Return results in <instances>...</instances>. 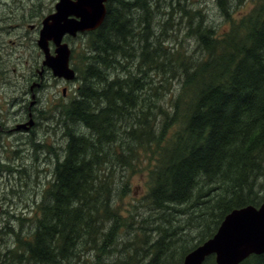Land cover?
Masks as SVG:
<instances>
[{
  "label": "trees",
  "instance_id": "16d2710c",
  "mask_svg": "<svg viewBox=\"0 0 264 264\" xmlns=\"http://www.w3.org/2000/svg\"><path fill=\"white\" fill-rule=\"evenodd\" d=\"M169 1L167 14L173 20L176 12L177 21L184 20L185 38L196 40L199 56L187 55L182 42L174 52L161 46L163 27L155 35L151 29V5H161L156 0L106 1L103 22L84 36L77 94L61 106L66 147L39 196L36 243L8 249L15 256L4 254L1 262L69 264L80 243L104 254L112 245L106 239L121 225L137 219L134 229L143 231L144 215L121 210L111 175L98 176L97 170L110 172L116 164L131 174L141 163L147 170V190L140 201L155 216L148 226L156 238L149 244V259L141 264H181L230 210L264 201V0H253L247 11L237 9L242 0H214L221 28L205 22L200 8ZM133 58L136 69L161 75L173 64L170 78L178 87L166 109H172L171 116L156 104L159 84L152 87L145 75L137 77L130 69ZM127 65L129 74L115 73ZM146 90L148 103L139 98ZM98 101L103 105L97 106ZM151 108L163 114L160 121ZM74 125L88 128L92 136L75 134ZM106 222L109 232L97 239ZM188 226L199 229L200 237L187 240ZM96 257L84 264H102V255ZM203 264H216L214 256ZM239 264H264V253Z\"/></svg>",
  "mask_w": 264,
  "mask_h": 264
},
{
  "label": "rangeland",
  "instance_id": "374dc122",
  "mask_svg": "<svg viewBox=\"0 0 264 264\" xmlns=\"http://www.w3.org/2000/svg\"><path fill=\"white\" fill-rule=\"evenodd\" d=\"M0 2L10 3L11 8L16 11V13L24 15L23 25L15 27L12 32L15 33V31H17V35H22L23 32V40H20L26 43L25 47L19 46L20 40H18L16 35L8 34L2 36L5 43V50H14L16 52V54L13 55V59L10 60L12 64L9 63L7 67H2V70H4L3 72L6 73V75L4 76L6 77V82H9L12 85L13 83L18 81L23 83L24 80L22 79V75H27L26 73L30 72L29 65L31 64V62L34 63V66H38L40 64V60L43 59L42 52L35 41L38 39L39 30L38 32H36L35 29L39 25H41L39 26V29H41V22L43 18L54 11L53 7L56 3V0H0ZM156 2H159L161 5L159 7L157 6V8H152L151 5V29L154 31L153 33L155 35V29L163 27L161 31H163L164 34L159 35L162 38L163 42L161 46H165L166 50L174 52L176 50L175 45L180 46V42H182L185 49L188 51L186 53L187 55H191L193 58L198 57L199 52L194 51L196 47V40L191 38H185V26L183 24L184 20L182 19L180 22L177 21V17L175 15L176 12H173V20L171 15L172 13L170 12V14H167L168 11H170L171 1L156 0ZM182 2L187 8H200L204 14V21L208 24L215 25L219 28H221V26L223 25L221 13L217 8L214 0H182ZM252 4L253 0H242V3L237 6V9L247 11L252 6ZM8 6L9 5H6L5 3L0 4V13L6 12ZM165 19L168 21V24L166 23ZM34 23H38L39 25H37L34 29H28L27 26L29 24ZM9 30L10 29H7L8 33ZM154 35H152L149 39L152 40L155 37ZM76 36L77 34L75 36H70V40L66 41L71 48L70 65L75 69V71L76 67L81 66V62L83 60L84 47V37ZM8 39L12 41L7 42ZM29 55H32L33 60L32 57H29ZM14 56H17V60L14 58ZM136 60V58H133V61L128 60V63L130 64V69H133L136 72L137 77H139L140 75H145V77L149 80V84L152 87H156L157 84H159V100L156 101V104L160 106L162 112L166 113L168 116H171L172 112L170 111H172V109L170 111L166 109H169V101L172 102L175 98H173L172 95L173 93L175 94L177 92L178 87L176 81L170 78V73L172 72L171 68L174 69L173 64L169 63L166 66L169 72L166 71L165 74L162 73L161 75V72L156 73L153 69L151 70L144 67L136 69L135 67H133ZM25 61H28V63H26ZM11 68H14V70L12 71ZM114 68H112L111 71H115L116 68ZM127 68L128 65L124 69L119 68L118 72L115 73L118 76L123 77L126 74ZM110 72H108L107 75ZM170 82H173V84L169 87L168 83ZM78 85V79L66 81L65 84L61 82L53 84V81H51V83L47 84L46 89L39 93L41 99V101L39 102L40 109L38 110L39 122L35 130H37L38 140L40 141V144L37 146L36 149H39V147L41 146H43V149L36 150L35 154L39 157V159H42L43 156H46L47 158L46 161L40 163L36 162L32 166L30 164H27L25 167H23V169L18 171L24 177L23 187L21 190H19V193H17L18 190L14 186L15 183H12L11 181L12 176L11 178H7V194H9V196H11L12 194V196L16 199V202L13 201L11 205H19V195H21L22 198H28V200L31 198V209H34V214L37 213L38 216H40V210L37 208L39 196L42 190L48 184L53 164L55 163L56 159L60 160V157L61 155H63L64 149L66 147L67 138L65 136V127L63 126V118L60 112L61 106L65 105L67 101L69 102L72 97L77 94L76 89ZM64 87H66L65 91H63ZM149 94L150 92L146 90L142 93L139 98L148 103ZM96 105L102 106L103 102L98 101ZM150 111L152 114L155 115L154 119H156V122L160 121L163 118V114L158 109L151 108ZM150 118H152V115L150 116ZM127 123L128 120L126 122H120L119 130L124 129ZM68 124L69 127H71V123ZM73 129H75V134H87L89 137L92 136L91 130L83 127L82 125L79 127L74 125ZM33 141V143L36 144L34 138ZM93 143L96 145L97 142L94 140ZM108 165L110 164L105 163L104 167ZM125 170V167L123 168L121 165L116 164V167L114 169H111L110 172L106 171L102 173V170H97V173L98 176L111 175V179L113 180L112 194L114 199H117L116 204L119 206V208H121V210H126L127 208V212L133 214L134 216L136 214H139L141 217L140 213L144 215L141 221V225L144 226L143 231L134 229V226L137 224L138 221L137 219H135V223L128 224L126 226L124 224L121 225L115 233L114 237L106 239L105 242L108 244L112 243V245L109 251L104 254L91 247H83V245L80 243L77 248V255L74 258H69L67 260L69 261V264H84V261L86 260L89 263L97 261L96 256H99V254L102 255V264H113V261L117 256L118 257L116 260V264H128L132 260L133 264H141V262H146L149 259V244L153 242V240H155L156 232L153 231L151 229L152 227L148 226V224H152L149 223L152 222L150 221V218H155V216L148 208H145L140 201L141 197H143L147 190V170L144 167L143 163L139 165L137 171L134 174H131L129 171ZM26 183L28 187H26ZM22 208L23 206L21 204L20 209ZM123 213L127 215L126 212ZM140 217L138 218L140 219ZM184 218L188 219L189 217L184 215ZM3 219L6 220L7 217ZM6 221L8 222V220ZM12 224L16 229V221H13ZM108 227L109 224L106 222L102 228L98 229L100 235L97 236V239H100L101 235L104 236L105 233L109 232ZM1 236V239L6 242V247L0 245V262L4 254H8V257H14L16 253L15 250L9 252L7 251L8 249H13L15 247L13 245V239L15 235L7 234L6 232L5 234H1ZM194 236L195 239L197 237H200L199 229L188 226V228L186 229L187 240L191 239ZM114 247H122L123 249L120 250V253L112 252V249ZM0 264L6 263L1 262Z\"/></svg>",
  "mask_w": 264,
  "mask_h": 264
},
{
  "label": "flooded vegetation",
  "instance_id": "af4514ba",
  "mask_svg": "<svg viewBox=\"0 0 264 264\" xmlns=\"http://www.w3.org/2000/svg\"><path fill=\"white\" fill-rule=\"evenodd\" d=\"M3 3L9 6L6 12L0 13V245L6 247V242L1 239V234L7 232V234L15 235L13 245L20 248L36 243L35 231L37 230L38 220L36 217H38V214H34V209H31V198L28 200V198H22L19 195V205H11L13 201L16 202V199L12 194L11 196L7 194V178L12 176L11 181L15 183L14 186L18 190L17 193H19V190L23 187L24 177L18 171L27 164L32 166L36 162L46 161V156L39 159L35 154L36 150L43 149V146L36 149L40 144L37 130H35L39 122L38 110L41 101L39 93L44 91L51 81H53V84L58 82L65 84L68 80L54 75L50 67L42 65L43 59H41L38 66H34V63L31 62L29 65L30 72H27V75H22L23 83L18 81L12 85L6 82V77H4L6 73L3 72L2 67H7L9 63L12 64L10 60L13 59L16 52L5 50L2 36L11 34L16 35L18 40H23V32L22 35H17V31L15 33L12 31L15 27L23 25L24 15L16 13L11 8L10 3ZM3 3L0 2V4ZM37 25L39 24L34 23L29 24L27 27L28 29H34ZM39 26L35 29L36 32L40 31ZM7 29H10L9 33ZM82 36H84V33L78 34L76 37ZM22 40L19 41V46L25 47L26 43ZM67 40H70V37L64 35L62 41L66 42ZM8 41L12 40L8 39ZM35 41L37 43V40ZM48 47L53 55L55 48L53 41L48 42ZM29 57H32V55H29ZM14 58L17 60V56H14ZM25 62L28 63V61ZM11 69L14 70V68ZM65 90L66 87L63 88V91ZM33 138L36 144L33 143ZM53 167L54 164L51 169ZM26 187H28L27 183ZM21 204L22 209H20ZM5 217H7L8 222L3 219ZM13 221H16V229L12 224Z\"/></svg>",
  "mask_w": 264,
  "mask_h": 264
},
{
  "label": "water",
  "instance_id": "95a60500",
  "mask_svg": "<svg viewBox=\"0 0 264 264\" xmlns=\"http://www.w3.org/2000/svg\"><path fill=\"white\" fill-rule=\"evenodd\" d=\"M107 0H58L54 11L42 20L37 45L43 52L42 65H47L58 77L75 78L70 66L71 50L64 35L98 28L106 14ZM55 44L54 54L48 42ZM264 253V201L230 210L222 219L215 233L185 254L181 264H203L213 255L216 264H239L252 254Z\"/></svg>",
  "mask_w": 264,
  "mask_h": 264
},
{
  "label": "bare ground",
  "instance_id": "6f19581e",
  "mask_svg": "<svg viewBox=\"0 0 264 264\" xmlns=\"http://www.w3.org/2000/svg\"><path fill=\"white\" fill-rule=\"evenodd\" d=\"M32 141V140H31ZM34 142V141H33Z\"/></svg>",
  "mask_w": 264,
  "mask_h": 264
}]
</instances>
